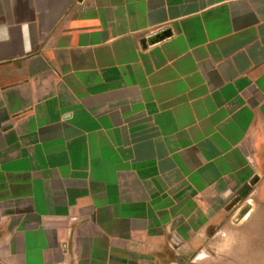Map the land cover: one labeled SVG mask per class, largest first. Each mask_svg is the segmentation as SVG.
Segmentation results:
<instances>
[{"label":"crops","instance_id":"crops-1","mask_svg":"<svg viewBox=\"0 0 264 264\" xmlns=\"http://www.w3.org/2000/svg\"><path fill=\"white\" fill-rule=\"evenodd\" d=\"M254 189L264 0H0V264H190Z\"/></svg>","mask_w":264,"mask_h":264},{"label":"rangeland","instance_id":"rangeland-1","mask_svg":"<svg viewBox=\"0 0 264 264\" xmlns=\"http://www.w3.org/2000/svg\"><path fill=\"white\" fill-rule=\"evenodd\" d=\"M232 203L227 228H218L210 242L197 245L190 264H264V209L250 211L258 206L255 189Z\"/></svg>","mask_w":264,"mask_h":264}]
</instances>
